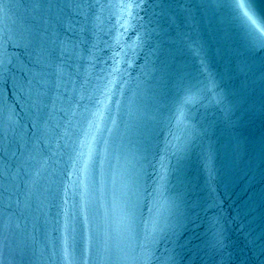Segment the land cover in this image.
<instances>
[{
  "label": "water",
  "instance_id": "1",
  "mask_svg": "<svg viewBox=\"0 0 264 264\" xmlns=\"http://www.w3.org/2000/svg\"><path fill=\"white\" fill-rule=\"evenodd\" d=\"M238 6L0 0V264H264V41Z\"/></svg>",
  "mask_w": 264,
  "mask_h": 264
},
{
  "label": "snow or ice",
  "instance_id": "2",
  "mask_svg": "<svg viewBox=\"0 0 264 264\" xmlns=\"http://www.w3.org/2000/svg\"><path fill=\"white\" fill-rule=\"evenodd\" d=\"M254 3V0H239V6L236 9L238 16L243 22L248 26V28L253 31L256 36L264 41V18L257 19L254 17L253 10L250 7H246L247 5H251ZM81 155H84L81 153ZM88 157L90 159V150ZM85 169L88 166V160L84 161Z\"/></svg>",
  "mask_w": 264,
  "mask_h": 264
}]
</instances>
